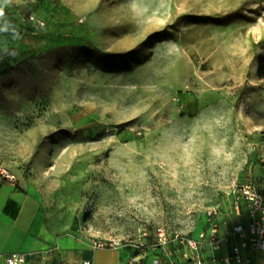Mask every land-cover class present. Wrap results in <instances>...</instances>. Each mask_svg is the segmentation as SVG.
<instances>
[{
  "label": "rangeland",
  "instance_id": "rangeland-1",
  "mask_svg": "<svg viewBox=\"0 0 264 264\" xmlns=\"http://www.w3.org/2000/svg\"><path fill=\"white\" fill-rule=\"evenodd\" d=\"M0 11V169L41 202L49 257L116 239L168 264L157 228L197 238L240 185L264 193V0Z\"/></svg>",
  "mask_w": 264,
  "mask_h": 264
},
{
  "label": "crops",
  "instance_id": "crops-1",
  "mask_svg": "<svg viewBox=\"0 0 264 264\" xmlns=\"http://www.w3.org/2000/svg\"><path fill=\"white\" fill-rule=\"evenodd\" d=\"M52 245L53 237L47 230L41 202L27 193L19 180L0 169V254H27V264H83L86 260L93 264H154L150 258L134 254L129 247L101 252L92 250L90 242L84 246L66 240L61 241L59 251L49 257ZM184 252L186 250H180L176 244L169 252L168 264H189L183 257ZM221 253L225 254L226 250ZM245 256L252 264H264L262 252L249 249ZM158 263L164 264L163 261ZM0 264L4 263L0 261Z\"/></svg>",
  "mask_w": 264,
  "mask_h": 264
},
{
  "label": "built area",
  "instance_id": "built-area-1",
  "mask_svg": "<svg viewBox=\"0 0 264 264\" xmlns=\"http://www.w3.org/2000/svg\"><path fill=\"white\" fill-rule=\"evenodd\" d=\"M30 20L33 21L34 17L31 16ZM242 204H245V209H242ZM206 219V229L197 238L180 234L172 237L166 228H157L158 244L163 249L169 248L172 243L177 244L180 250H186L183 257L189 264H252L251 259L245 256V252L253 249L264 253V193L258 191L252 184L246 183L236 188L228 212L222 213L219 208H209ZM129 246L130 244H124L116 239L90 241L91 249L101 252L120 250ZM224 250L226 253L222 255L221 252ZM0 261L4 264H27L28 255L0 254ZM83 264L93 263L86 260Z\"/></svg>",
  "mask_w": 264,
  "mask_h": 264
},
{
  "label": "trees",
  "instance_id": "trees-1",
  "mask_svg": "<svg viewBox=\"0 0 264 264\" xmlns=\"http://www.w3.org/2000/svg\"><path fill=\"white\" fill-rule=\"evenodd\" d=\"M31 13H32V12H28V13L26 14V21L29 22V23L31 22V20H30V17H31V15H32ZM245 207H246L245 204H242V209H245Z\"/></svg>",
  "mask_w": 264,
  "mask_h": 264
},
{
  "label": "clouds",
  "instance_id": "clouds-1",
  "mask_svg": "<svg viewBox=\"0 0 264 264\" xmlns=\"http://www.w3.org/2000/svg\"><path fill=\"white\" fill-rule=\"evenodd\" d=\"M0 15H2V11H0Z\"/></svg>",
  "mask_w": 264,
  "mask_h": 264
}]
</instances>
